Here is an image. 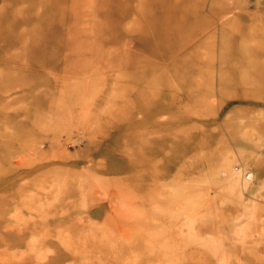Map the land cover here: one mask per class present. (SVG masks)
<instances>
[{
  "label": "rangeland",
  "instance_id": "374dc122",
  "mask_svg": "<svg viewBox=\"0 0 264 264\" xmlns=\"http://www.w3.org/2000/svg\"><path fill=\"white\" fill-rule=\"evenodd\" d=\"M258 2L0 0V264H264Z\"/></svg>",
  "mask_w": 264,
  "mask_h": 264
},
{
  "label": "bare ground",
  "instance_id": "6f19581e",
  "mask_svg": "<svg viewBox=\"0 0 264 264\" xmlns=\"http://www.w3.org/2000/svg\"><path fill=\"white\" fill-rule=\"evenodd\" d=\"M192 1H194L195 2V0H192ZM203 1V0H202ZM257 1V3H259L258 2V0H256ZM195 5V4H194ZM233 7V6H232ZM173 8L174 7H172V8H169V9H166V13L167 12H171V13H174V11L175 10H173ZM176 9H177V7H176ZM187 11V12H189V11H191L192 9H189V8H185L184 6L183 7H179L176 11L177 12H180V11H182V12H185V10ZM243 10H244V13H243ZM200 11V10H199ZM198 11V12H199ZM196 12V11H195ZM160 14H156V15H154V17H152L151 16V20L153 19V21L156 19V20H160L161 18H164L165 19V9L163 8V9H160V12H159ZM200 13V12H199ZM239 13H241L242 15H245L247 12L245 11V8H243V9H241V11L239 12ZM168 14V13H167ZM248 15H250V12H248ZM199 17V16H198ZM197 17V18H198ZM191 130H194V129H189V130H187V129H183L182 130V132L181 133H183L184 135H185V133H187L188 131H191ZM185 132V133H184Z\"/></svg>",
  "mask_w": 264,
  "mask_h": 264
}]
</instances>
